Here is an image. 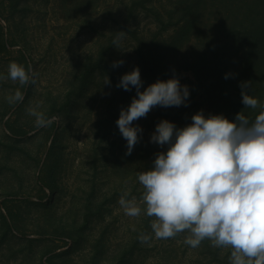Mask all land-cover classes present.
Masks as SVG:
<instances>
[{"label": "rangeland", "instance_id": "374dc122", "mask_svg": "<svg viewBox=\"0 0 264 264\" xmlns=\"http://www.w3.org/2000/svg\"><path fill=\"white\" fill-rule=\"evenodd\" d=\"M189 3L0 0V75L7 77L13 61L38 73L35 84L23 87L0 80V264H229V249L214 248L207 240L191 248L184 243L187 233L156 239L151 218L128 217L118 204L124 191L139 201L143 188L137 173L152 170L156 154L168 146L150 142L164 117H155L153 108L133 122L143 132L132 154L125 155L127 141L116 121L136 90L121 94L116 85L134 68L143 71L141 53L172 46ZM225 4L210 10L212 35L194 32L191 42L171 47L159 61L181 79L196 81L183 66L194 62L210 39L216 67L240 62L241 47L220 21ZM245 11L242 6L240 14ZM117 32L127 34L119 48L112 44ZM121 60L122 66H111ZM222 66L212 73L215 90L207 87L198 94L197 112L204 114L218 102L215 96L225 82ZM17 89L23 102L9 104L7 97ZM30 107L57 119L36 128ZM171 123L183 128L192 122L180 113ZM141 234L152 238L141 243Z\"/></svg>", "mask_w": 264, "mask_h": 264}, {"label": "clouds", "instance_id": "9594fccd", "mask_svg": "<svg viewBox=\"0 0 264 264\" xmlns=\"http://www.w3.org/2000/svg\"><path fill=\"white\" fill-rule=\"evenodd\" d=\"M126 35L115 33L113 46L119 48ZM123 63L116 61L111 66L117 68ZM37 76L31 65L26 69L13 61L7 77L0 75V80L10 79L23 87L35 84ZM105 84L110 85L107 77ZM142 86L138 67L124 74L116 85L124 91L136 90L116 121L127 141L125 155L132 154L143 132L139 125L133 126L134 121L146 118L156 106H188V86L181 85L177 78L158 80L143 91ZM240 87L245 108L262 109L253 120L242 112L235 122L223 115L205 118L201 110L183 128L160 121L150 142L167 145V151L156 154L152 170L137 173L143 188L139 201L124 191L118 204L128 217L144 214L151 218L150 228L156 239L187 233L184 243L191 248L207 240L214 248L229 249V264H264V105L247 93L251 81L242 82ZM7 100L9 104L23 102L24 94L17 89ZM27 112L35 117L36 128H47L57 119L48 118L36 108L30 107ZM151 238L150 234L138 237L141 243Z\"/></svg>", "mask_w": 264, "mask_h": 264}, {"label": "trees", "instance_id": "16d2710c", "mask_svg": "<svg viewBox=\"0 0 264 264\" xmlns=\"http://www.w3.org/2000/svg\"><path fill=\"white\" fill-rule=\"evenodd\" d=\"M220 3H227L225 4L226 10L222 15V18L225 19L221 18L220 21L224 20L223 26L228 27L229 25V29H226L229 34L228 38H232V42L241 47L239 55L236 56L241 63L236 61L223 66L222 63H219L216 67L210 60L215 52L213 43L208 39L206 47L200 50V56L194 62L186 63L183 66V70H192L197 80L181 79L178 71L172 70L168 64L159 61L160 56L165 55L167 58L171 47L182 43L183 47L187 45L191 42L194 32L202 33L205 36L212 35L214 30L211 29V26L214 24L211 19L213 13H210V10ZM242 6L246 11L240 14ZM182 11V23L172 38V46L166 45L163 49L162 47H150L146 53H141L142 62H144L143 71L140 73L143 81L141 91L158 80L167 81L172 78L179 79L180 84L187 85L189 89L187 107L183 105L168 108L156 106L154 107L155 117L163 115L162 120L171 122L179 118L181 113L189 117L192 122L191 117L198 113L196 111L198 94L206 90L207 87H212L215 90V77L212 73L213 71L217 73V70L222 66L223 75H228V78L224 79L225 82L219 95L215 96L218 102L204 113L205 118L210 115H223L230 122H235L236 115L242 112L243 115L253 120L261 108H245L242 103L240 84L251 81V88L247 90V93L251 96L255 95L260 104H264V0H190V3L184 6ZM241 54L244 56V62L241 61ZM134 91L135 88L131 91H124L121 88V94ZM155 120L157 119L155 118Z\"/></svg>", "mask_w": 264, "mask_h": 264}]
</instances>
